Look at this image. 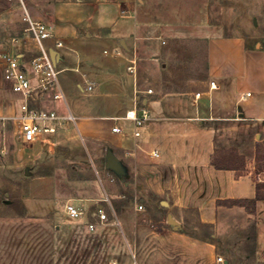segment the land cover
<instances>
[{
  "label": "crops",
  "instance_id": "1",
  "mask_svg": "<svg viewBox=\"0 0 264 264\" xmlns=\"http://www.w3.org/2000/svg\"><path fill=\"white\" fill-rule=\"evenodd\" d=\"M163 2L62 0L55 6L48 22L54 36L43 45L53 49L54 42L60 41L63 47L55 50L58 75L74 71L80 77V90L87 86L97 90L91 97L97 98V113L84 110L81 101L67 104L72 124L79 135L108 144L122 174H106L108 222L98 224L94 232L86 224L98 223L97 210H105L103 204L85 212L79 198H52L51 180H40L48 186L41 209L31 203L25 205V218L0 215V264H56L53 238L63 236L65 243L67 224L81 226L102 243L105 264H130L132 255L136 264H219L217 257L222 264L264 263L257 227L264 200L249 209L230 204L253 200L256 185L264 184L259 182L264 173L256 169L254 149L237 173L210 164L220 123L249 128L259 142L264 138V40L249 43L243 36L211 32L206 11L195 0L188 13L173 12L170 19ZM120 10L130 14L122 16ZM20 25L15 36L24 37L26 44L15 52L26 48L36 53ZM181 40L197 44L194 53L201 70L180 72L177 63L173 65L177 55L166 46ZM133 58L134 76L126 69ZM58 85L61 89L59 81ZM134 89L149 112L138 138L132 136V123L125 119L126 111L133 108ZM148 89L152 94L145 93ZM4 92L11 98L4 100ZM42 97L29 107H59L58 113H65L63 105ZM2 102L9 106L1 108ZM22 103L2 80L0 69V113L18 116ZM115 125L122 134L112 132ZM153 150L158 159L150 156ZM121 176L122 191H117L115 178ZM97 197L99 201L104 196L100 192ZM67 202L82 208L84 215L69 219L63 211ZM169 217L175 225L168 223ZM255 218L256 233L249 238L248 226Z\"/></svg>",
  "mask_w": 264,
  "mask_h": 264
},
{
  "label": "rangeland",
  "instance_id": "2",
  "mask_svg": "<svg viewBox=\"0 0 264 264\" xmlns=\"http://www.w3.org/2000/svg\"><path fill=\"white\" fill-rule=\"evenodd\" d=\"M192 1L164 0L162 5L164 9H168L165 13L170 14L171 19L173 12L175 15L180 11L188 13L194 4H199L200 10L203 11V8L206 11L211 32L243 36L249 43H261L264 40V0H195L194 4ZM60 2L62 0H0V37L6 39L20 34L19 19L23 10L42 19L53 33L48 22L52 19L55 6ZM45 43L46 41L43 44ZM196 45L191 40L172 41L167 44L166 47L172 48L177 55L173 65L177 63L176 69L180 72L202 69L198 58H195L194 50L198 47ZM56 68L59 69V66ZM79 78V74L71 70L63 71L57 76L66 103L71 106V102L81 101L80 105L84 110L97 113V98H91L97 90H80L77 85ZM79 84L86 87L81 81ZM2 97L7 100L11 98V94L4 92ZM49 99L50 93H45L41 100ZM8 106L6 102L1 103V108ZM55 108L60 111L59 107ZM13 117L7 116L5 120H0V215L25 218V205L31 206V203H35L36 209H41L43 193L48 189V186L42 185V179L51 180L49 187L52 198H79L84 204L85 212L94 211L97 205L103 204L107 214L106 203L100 199L98 201L97 196L100 192L102 197L105 196L106 174H113L112 170L104 166L105 152L111 150V147L95 138L79 135L72 123L67 127H64V123L58 126L60 128L54 134L43 135L40 141L27 145L19 139L18 125L14 123ZM218 129L216 158L227 165H237L241 163L238 160L240 158H243L244 163L245 157L249 161L254 149L256 169L264 170L263 136L259 142L254 137L255 132H251L249 128H236L228 122L220 123ZM119 179L122 180L123 176L115 178V187L117 191H122ZM128 193L127 191L124 199L126 205ZM259 210L257 227L264 248V204ZM80 227L67 224L65 243L63 236L56 234L53 238L56 264H105L102 243L85 234ZM248 227L250 233L247 237H254L256 218ZM78 229L81 233L77 232Z\"/></svg>",
  "mask_w": 264,
  "mask_h": 264
},
{
  "label": "built area",
  "instance_id": "3",
  "mask_svg": "<svg viewBox=\"0 0 264 264\" xmlns=\"http://www.w3.org/2000/svg\"><path fill=\"white\" fill-rule=\"evenodd\" d=\"M104 2L110 0H102ZM122 16H127L130 13L126 10H120ZM20 23L24 25L22 33L36 46L37 52L33 53L28 50H19L24 47L26 39L22 36H12L4 41L0 37V69L2 80L9 84L11 92L19 96L22 104L19 107L20 115L13 117L14 123L18 125V137L22 143L30 145L40 141L43 135L54 134L63 123H74L73 116L67 109L65 96L58 85L57 76L59 71L55 69V64L50 58L49 51L63 47L60 41L54 42L53 49L44 47V41L53 38V33L49 27L40 19L29 15L25 10L21 13ZM118 55V54H116ZM127 72L131 75L136 73V59L129 60ZM210 88H214V82H210ZM87 90H91V86H87ZM45 93H50V101L54 104H61L65 109V113L60 115L57 110L50 108H42L40 110L31 109L30 103L38 101ZM133 108L126 111L125 119L132 123V136L138 138L142 129L148 123V109L141 103L138 97L139 91L134 89ZM146 94H152V90L145 91ZM198 94L195 98H198ZM7 117L0 113V120H5ZM113 133L122 134V129L115 125L112 128ZM150 156L154 159L159 158V153L156 150L150 152ZM259 180V182L264 181ZM101 202H108L106 196L101 199ZM138 210L142 207L138 206ZM64 214L72 220H78L84 215L82 208L67 202L63 207ZM97 222H89L86 224V229L89 232H94L97 225H104L108 222L107 215L104 210H97ZM216 263L222 264L221 257L216 258ZM136 264L132 255V262Z\"/></svg>",
  "mask_w": 264,
  "mask_h": 264
},
{
  "label": "trees",
  "instance_id": "4",
  "mask_svg": "<svg viewBox=\"0 0 264 264\" xmlns=\"http://www.w3.org/2000/svg\"><path fill=\"white\" fill-rule=\"evenodd\" d=\"M216 152L217 151L214 150V153H213V155H212V157L210 159V164L215 169H218V170H233V171H236V173L239 172L240 170H243V168H244L243 158L238 159V160L241 161L240 164L227 165V164H225L224 161L219 160L218 158L215 157ZM256 152H258V151H256ZM262 172L264 173V170ZM261 190H264V184H257L256 185V196H255V198L253 200H251V201H231L230 204L244 206L247 209L253 208L257 201L264 200V192L261 191Z\"/></svg>",
  "mask_w": 264,
  "mask_h": 264
},
{
  "label": "water",
  "instance_id": "5",
  "mask_svg": "<svg viewBox=\"0 0 264 264\" xmlns=\"http://www.w3.org/2000/svg\"><path fill=\"white\" fill-rule=\"evenodd\" d=\"M49 55H50V58L51 60L53 61V63L55 64V60H56V51L54 50H50L49 51ZM105 167L109 170H112L113 172L117 173L118 175H121L122 174V171H121V168H120V165L118 163V160L117 158L114 156V154L112 153L111 150H107L105 152ZM163 204V203H162ZM168 223L170 225H175V221H173L171 219V217L168 218Z\"/></svg>",
  "mask_w": 264,
  "mask_h": 264
}]
</instances>
